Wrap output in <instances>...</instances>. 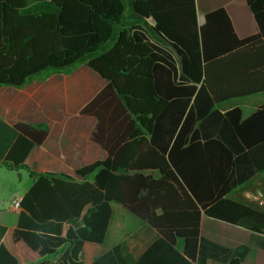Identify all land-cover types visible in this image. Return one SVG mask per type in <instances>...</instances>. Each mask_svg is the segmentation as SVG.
<instances>
[{
    "label": "trees",
    "instance_id": "trees-1",
    "mask_svg": "<svg viewBox=\"0 0 264 264\" xmlns=\"http://www.w3.org/2000/svg\"><path fill=\"white\" fill-rule=\"evenodd\" d=\"M248 4L259 31L239 39L223 8L199 25L194 0H0V86L84 63L107 82L80 112L95 118L89 138L107 158L79 179L31 173L18 226L52 249L68 246L36 264H82L85 243H104L113 204L138 217L152 242L130 236L90 264H244L250 247L204 237L201 220L264 236V211L228 198L264 172V106L246 119L217 108L264 92V0ZM15 128L4 164L20 169L50 131ZM93 188L103 201L72 219V199ZM67 222L77 239L62 236Z\"/></svg>",
    "mask_w": 264,
    "mask_h": 264
},
{
    "label": "crops",
    "instance_id": "crops-1",
    "mask_svg": "<svg viewBox=\"0 0 264 264\" xmlns=\"http://www.w3.org/2000/svg\"><path fill=\"white\" fill-rule=\"evenodd\" d=\"M194 1L199 25L205 22L207 13L223 8L239 39L249 38L259 31L248 0ZM106 84V80L84 63L69 71L36 76L22 88L0 86V264L56 262L68 248L52 249L37 232L21 229L18 226L21 209L14 208L12 202L22 200L32 187L31 173L78 178V170L107 158L106 151L89 138L96 124L95 118L80 113ZM262 106L264 92L231 99L217 108L223 113L239 108L242 118L246 119ZM19 122L47 126L50 133L41 146L31 151L26 166L14 169L5 165L4 160L19 137L15 128ZM228 198L264 211V172L232 190ZM103 199L104 193L98 188L78 195L71 201L70 217L81 219L90 207L100 204ZM112 207L113 215L104 243H85L79 255L82 264L92 263L133 235L137 236L133 243L140 247L152 242L141 234L147 226L138 217L140 223L130 229L126 222L129 220L127 210L118 204ZM201 233L230 248L247 245L251 250L244 264H264L263 235L205 215L201 220ZM62 236L77 239L71 223H64ZM208 264L222 263L209 261Z\"/></svg>",
    "mask_w": 264,
    "mask_h": 264
},
{
    "label": "rangeland",
    "instance_id": "rangeland-1",
    "mask_svg": "<svg viewBox=\"0 0 264 264\" xmlns=\"http://www.w3.org/2000/svg\"><path fill=\"white\" fill-rule=\"evenodd\" d=\"M127 212V214H128V216H129V220L128 221H126L127 222V226L131 229L132 227H136L139 223H140V220L137 218V217H135L134 215H132L131 213H129L128 211H126ZM116 215H118V213L116 214ZM118 217H120L119 215H118ZM123 221V220H122ZM121 234V233H120Z\"/></svg>",
    "mask_w": 264,
    "mask_h": 264
},
{
    "label": "built area",
    "instance_id": "built-area-1",
    "mask_svg": "<svg viewBox=\"0 0 264 264\" xmlns=\"http://www.w3.org/2000/svg\"><path fill=\"white\" fill-rule=\"evenodd\" d=\"M12 205L14 208L20 209L21 208V200H17V199L13 200Z\"/></svg>",
    "mask_w": 264,
    "mask_h": 264
},
{
    "label": "water",
    "instance_id": "water-1",
    "mask_svg": "<svg viewBox=\"0 0 264 264\" xmlns=\"http://www.w3.org/2000/svg\"><path fill=\"white\" fill-rule=\"evenodd\" d=\"M151 21H153V19Z\"/></svg>",
    "mask_w": 264,
    "mask_h": 264
}]
</instances>
